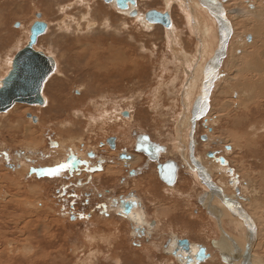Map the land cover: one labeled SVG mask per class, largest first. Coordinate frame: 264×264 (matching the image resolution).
<instances>
[{
  "label": "rangeland",
  "instance_id": "rangeland-1",
  "mask_svg": "<svg viewBox=\"0 0 264 264\" xmlns=\"http://www.w3.org/2000/svg\"><path fill=\"white\" fill-rule=\"evenodd\" d=\"M178 1L138 0L142 13L168 11L177 27L179 37H175L173 27L153 24V28L147 29L105 0H0V81L10 69L11 59L29 43L31 28L39 20L37 14L42 15L41 21L48 28L38 38L36 48L54 56L58 62L57 72L43 89L47 103L16 104L0 113V264H176L163 248L173 235L193 237L197 241L193 244L199 243L214 255L218 253L211 241L218 239L221 231L200 202L211 197L205 195L207 189L188 172L187 156L183 158L173 151L174 143L181 144L176 128L183 121L180 117L186 69L183 56L188 59L186 62L194 61L197 52V41L186 17L187 2ZM216 1L224 8L234 35L242 36L245 41L236 40V36L229 39L224 66L212 87L203 83L210 61L204 65L193 103L208 87L206 103L207 108L210 103L212 108L210 112H205V108V117L195 125V146L191 151L196 157L209 160L217 159L210 158L209 153H220L219 159L226 158L234 174L248 184L251 181L256 188L252 204L246 207L257 220L260 237L255 256L264 264V86L247 85L249 74L245 72L240 77L236 69L229 68L231 58L238 56L244 58L240 60L244 64L237 69L245 67L248 60H253L247 53L256 46H264V0ZM218 43L213 45L215 49H219ZM130 60L136 61L135 68L134 63L129 64ZM193 99L188 102L192 108H186L192 109V115L196 112ZM30 116L37 117L38 123ZM254 122L255 130H249L248 126ZM141 134L166 145L171 152L163 153L159 162L150 163L142 177L128 181L126 162L119 156L124 150L138 154L132 168H143L146 156L135 151ZM111 138L116 139L115 149L106 145ZM72 145L96 154L104 160L107 170L112 168L114 172L104 174L105 169L97 174L102 169L95 172L85 168L69 172L64 164L68 158L88 159L71 148ZM98 158H92L91 163L96 165ZM169 160L182 165L175 194L165 188L156 174V165ZM61 163L63 167L51 174ZM27 164L31 167L25 173L22 167ZM78 178L88 180L91 188L99 192L110 189L114 197L135 192L143 198L150 219H158L162 227L153 229L149 241L142 240L137 246L134 224L118 217L119 214L108 210L110 216L105 217L98 210L94 212L96 207H93L89 211L92 218L86 220L87 208L81 205L84 199L78 202L73 197L67 199L65 194L76 198L73 187ZM142 178L143 181H136ZM218 179L227 181L215 174L214 180L218 182ZM248 191L250 194L251 190ZM214 199L211 201L216 203ZM226 228L237 233L232 231L231 222ZM239 237L238 233L240 240ZM201 264L226 262L216 258Z\"/></svg>",
  "mask_w": 264,
  "mask_h": 264
},
{
  "label": "bare ground",
  "instance_id": "bare-ground-1",
  "mask_svg": "<svg viewBox=\"0 0 264 264\" xmlns=\"http://www.w3.org/2000/svg\"><path fill=\"white\" fill-rule=\"evenodd\" d=\"M184 1L187 2L186 3V13L188 15L186 14V17L190 23L189 27L193 33L192 36L195 37L196 41H197L196 42L197 52L195 53V55L193 57L194 61L192 59V60H189V62H186L188 59L183 56L184 68H186L185 69V85H184L183 94H182L184 108H183V113L180 116V117H182L183 121L181 120L182 123L180 124L179 127L177 126V128H176L177 132H178L177 133L178 141H180L181 144L180 143H174L175 146L173 145L174 146L173 151L175 153L178 152V154L180 156H182L183 158H186V156H187L186 162L188 163V166H189L188 172L191 173L190 175L192 176V178H194L195 182L197 181L201 187L207 189V192L205 193V195H209L212 199H214L215 196L220 198V199L216 198L217 200L214 199L216 201V203H213L211 201L212 200L211 198L210 199L205 198L204 201H202L203 205L207 209L210 216H212V218H214V225L217 226V229H219V232L221 231V234H222L221 236H219L218 239L213 241V246L214 247L216 246L218 249L217 254L216 253H215V255L212 254L210 249L202 246L203 248H206V253L210 254V258L207 259L205 262L213 261V260H216V258H220V259H223V261L226 262V264H263L262 261L258 260L257 257L255 256V248L257 246V243H258V240L260 237L259 233L257 232V227H258L257 220L251 215L250 211L246 207L247 204L252 202V197L254 199L253 189L255 190L256 188L253 187V184L251 181H249V184H248V182L241 180L240 175L234 174L235 170L228 168L230 163H229V161L226 160V158H223L226 161V164H222L219 161L220 160L219 157H216L217 159H212V160H209L207 157L204 158L202 156L196 157L195 152L191 151V150H194V146H195L194 136H193L194 140H192V138L190 137L191 136L190 132H191V127H192V121H193L192 109H191V111L186 109V108L190 109V107L192 106V105L190 106V104H189V106H190L189 107L188 102H190V98L193 99L195 91L198 90L197 88L199 85L197 86V88H196V85L198 84L199 77L202 76V74L204 73L202 71L204 69V65L207 63V60H208V62L210 61L209 62L210 64H207L208 70H206L207 73L205 72L206 78H205V81L203 83L208 87H212L211 85L213 83L216 84L215 82L219 78L218 75L221 72L222 67L224 66L223 63H225L224 57L227 54L228 45H227V49L226 50L224 49L225 50L224 51L223 50V42H224V39L226 38V36L228 34V31H229V34L231 32L230 38L232 36L233 37L236 36V40H241L244 38L242 36H238L237 34L234 35V28H233L232 24L228 23L229 21L227 22V20L224 19L227 16V15L225 16L224 8H222L221 5L216 0H202V2H201V0H180L178 2L183 4ZM110 3L116 9V11L118 10L122 15L127 16L133 20H136L137 22H140L143 26H145V28L151 29L154 27V25H153L154 23L147 21L145 18L147 12L142 13L138 9V6H139L138 0H136V6L130 4L127 9H119L117 7L116 0H113ZM175 3H176V1H175ZM134 11H136L137 14L135 16H132V12H134ZM222 11H224V12H222ZM166 12H168V11H166ZM162 13H165V12H162ZM171 27L174 28V29H172V32L175 35V37L176 36L179 37L177 27L175 26L174 20H172L171 26L167 27V28L169 29ZM255 31H256V29H255ZM260 31L262 32V30H260ZM260 31H258V33ZM30 36H31V34H30ZM248 36L245 35L246 38H248ZM253 37L254 36H252V38ZM218 40H219L220 44L218 43ZM244 41H245V39H244ZM217 43L219 45L218 46L219 49H215L213 47V45L217 46ZM228 44H229V41H228ZM230 44H229V47H230ZM251 48H253V47H251ZM257 49H258V51H257ZM224 52H226L225 56L223 58H221V55ZM247 54L250 58L253 57V60H248L249 62H247L246 66L243 68H239V69H237L238 68L237 66L244 64V63L240 62V60H243L244 58L240 59L239 56L233 57V58L230 57L231 58L230 64H229L230 71H234L236 69V72L238 71L240 77H243L245 75L244 74L245 72L247 74H249L248 76H249L250 81L248 82L247 85H251L250 83H252L253 87H255V88L257 85L264 86V61H262V58H264V46L259 47V48H257V46H256V48L254 47L253 52L247 53ZM197 55H198V59H197ZM49 56H51V55H49ZM51 57L54 58V56H51ZM54 59L56 60V58H54ZM195 60H198V61L195 62ZM13 61H14V59H11V61L9 63L10 69L5 74V76L2 80H4L6 76H8V74L12 68ZM191 61H193V64L191 63ZM111 62L116 64L117 66L121 65V62L119 64L115 63L114 60H111ZM133 63H134V68H135V66L137 64L136 61L130 60L129 64H133ZM57 64H58V62H57ZM225 67H226V65H225ZM107 70H108V68H107ZM123 70H120V72H122ZM56 72H57V70H56ZM212 72H214L212 80L210 79V81H208L209 78H211L210 74ZM58 73H60V72H58ZM60 75H61V73H60ZM243 85H245V83ZM0 87H1V81H0ZM249 87L251 88V86H249ZM230 88H231V86L229 87V89ZM200 89H201V87H200ZM208 89L210 90V88H208ZM208 89H207V91H208ZM207 91H206V93H207ZM242 91H244V90L242 89ZM232 94H234V93H232ZM237 94H238V92H237ZM249 94H250V92H249ZM42 95H43L44 104H45L48 101V97L46 96V94L44 92L42 93ZM189 96H190V98H189ZM191 101H192L191 103H193L194 99ZM193 104H194L193 110L197 112V109H198L199 110L198 113H200V112L203 113L205 108H207V106H208V105L206 106L204 103H203L204 106H201L202 105V93H201L200 98L198 97L196 102H194ZM208 108L206 111L209 110V112H210V108H212L211 103H210ZM196 112H194V113H196ZM205 114H203L204 115L203 117H205ZM208 114H210V113H208ZM208 114L206 115V117L208 116ZM125 116H129V112H125ZM126 118H129V117H126ZM38 121H39V119L37 118V121L35 123H38ZM197 121L195 122V125H196ZM33 122H34V120H33ZM178 122H177V124H178ZM255 124H256V122H254L253 125L250 124V126H248V129L249 130H255V128H256ZM250 128H252V129H250ZM186 130H187V132H186ZM181 131H182V133H181ZM141 135H143V134H141ZM144 135H147V134H144ZM139 136H138V138H139ZM138 138H137V141H138ZM149 138L152 142H154L150 136H149ZM113 140H114L113 141L114 143L112 145H110V147L112 149H115L116 139L113 138ZM259 140H262V139H259ZM137 141H136V144H137ZM192 142H193V145H192ZM62 143H61V145H62ZM108 143H110V142L108 141ZM155 143H157L160 146L165 148V151L159 152L158 155L160 153L170 154L171 151L168 149V147L166 145H164L162 143H158L156 141H155ZM136 144H135V151H136ZM62 148H64V145H62ZM71 148H74V149L78 150V152H81L80 155H84V154L87 155L86 150H84V149L80 151L79 148L77 146H74V145H72ZM138 153L144 154L142 152H138ZM131 155H132L133 159L131 160V162L129 164H130V166L134 167V162L138 160V157L140 155L135 154V153L134 154L132 153ZM144 155H146V154H144ZM161 155H159L158 158H156V160L152 159L151 157H149L147 155L146 156L150 158L149 160L151 162L157 163V162H159ZM208 156L210 158H215L216 153L212 152V156L209 153ZM206 160H207V162H206ZM169 161L175 162L174 160H169ZM166 162H168V161H166ZM161 164H164V163H158L157 170H158V166ZM176 164H178V163H176ZM27 165H25V166L23 165V167H22L25 173H28L29 172L28 169L31 167V165H28V166ZM181 166L182 165H180V166L178 165V167H177L178 169L176 172V180H177V176L179 175V173H178L179 168H181ZM100 167H101V169L103 168L102 171L106 169L105 172L103 171L104 174L114 172L112 170V168L107 170L105 164L100 165ZM229 169H230V171H228ZM214 171H217V172L214 173ZM232 172H233V174H232L231 180H229L228 178H230V176H231L230 173H232ZM101 173L102 172L97 173V174H101ZM215 174H218V175H221L222 177L227 178V181L225 182V181H222V179H220V180L218 179L219 181L216 182V180H214ZM236 175H238V178L235 177ZM239 176H240V178H239ZM101 177H104V176L101 175ZM176 180H175V182H176ZM238 182H239V185H238ZM164 183H166V182H164ZM170 186L174 187L172 185H170ZM214 186L215 187L217 186L216 188L218 190L216 188H214ZM249 189L251 190L250 191L251 193L247 194L249 192L248 191ZM230 190H232L233 193H232V191L230 192ZM246 191H248V192L246 193ZM204 192L202 194H204ZM120 198H117V199H120ZM122 198L124 199V197H122ZM125 198H127V201H125V200L120 201L119 200L117 202V204H118L117 207H113V209L109 208L108 209L109 212L110 213L115 212L116 214L123 216L122 218L127 219L130 222H132L134 224V226H133V235L134 236L136 235L135 232H138L137 235L139 236V231H140V229H142V230L147 231V232L144 231V233H143L144 237H146V238L150 237L152 235V230L154 228H153L152 224L147 221L146 214L143 211L144 207L142 208L141 202L139 201V199L135 195L126 196ZM122 201H123V203L131 202L130 204H133L132 209L129 213H124L122 211V209L120 207ZM225 215L228 217H225ZM218 217H220V218H218ZM224 217L227 218L226 221L228 223H225ZM229 222H231V225L233 228L232 231L237 232V233H235V234L232 232L230 233L229 229L226 228V225L228 227ZM251 229L255 233L254 238H253L254 233L253 234L251 233ZM238 233L240 235V237H239L240 240L237 239ZM145 234L147 236H145ZM180 239L181 238L177 237V235H173L172 239H171V243L169 244V246L167 248H165L166 253H169V254L172 253L177 246V241ZM252 241H253V245H252ZM190 244H191L192 253L197 254L201 245L193 244L191 242H190ZM225 245H228V246H227V248L224 249ZM251 245H252V247H251ZM219 252L221 255L219 254ZM178 254H182L183 256H186V254L182 251L178 252ZM217 255H218V257H216ZM174 261L179 263V264H185L184 260L183 261H179V260L177 261V259H174ZM205 262H203V263H205ZM193 264H197V262L194 261Z\"/></svg>",
  "mask_w": 264,
  "mask_h": 264
},
{
  "label": "water",
  "instance_id": "water-1",
  "mask_svg": "<svg viewBox=\"0 0 264 264\" xmlns=\"http://www.w3.org/2000/svg\"><path fill=\"white\" fill-rule=\"evenodd\" d=\"M112 1L113 0H105V2L107 3H110ZM116 4L119 9H127L130 4L136 6V0H116ZM136 14H137L136 11L132 12V16H135ZM41 16H42L41 14L36 15V17L39 20L34 22L31 28V36L28 45L26 46V48H24L15 56L12 64V68L8 76H6L4 80H1V87H0L1 113L7 112L15 104H27L30 106H37V105L42 106L44 104V98L42 95L43 89L49 78L56 72L57 64H56V60L53 57L47 55L41 50L36 49L38 38L43 34H45L47 31V24L46 22L41 21ZM145 18L149 22H152L154 24H161L164 27H170L172 24V19L168 12L162 13L160 11L151 10L146 13ZM224 19L227 20L228 22L227 18ZM16 26L19 27V24H17ZM230 35L231 32L229 34L228 31V34L223 42V50L227 49ZM248 40L251 41V38H249ZM225 53L226 52L222 53L221 58L225 56ZM204 81H205V77H204ZM207 89L208 88L206 87V89L202 90L201 106H204V104L207 106L206 103ZM198 112L199 110L197 109V112L193 114L191 136H190L192 140H194L193 133L195 130V122L203 118L204 116L203 114H205L206 110L203 113L201 112L198 113ZM33 120L34 122H36L37 118L34 117ZM136 151L142 152L147 156L151 157L152 159L156 160L155 155H158L159 152L165 151V148L155 142H152L148 135H140L136 144ZM219 161L222 164H226V161L223 158H220ZM177 167L178 164H176L173 161H168L165 164L159 165L158 174L161 180L166 182L168 185H174L176 180V172L178 169ZM216 187L214 186V188ZM132 205L133 204L123 203L122 201L120 207L124 213H129L132 209ZM251 233L252 234L254 233L252 229H251ZM254 237H255V233L253 235V238ZM252 245H253V241H252ZM180 250L184 252L186 256H183L182 254L178 255V252H180ZM174 254L175 256H178L181 261L184 260L186 264H193L194 261L197 262V264H200L210 258V254L206 253V248H203L202 246H200V249L197 252V254H193L191 249V244L188 240H178L177 250Z\"/></svg>",
  "mask_w": 264,
  "mask_h": 264
},
{
  "label": "flooded vegetation",
  "instance_id": "flooded-vegetation-1",
  "mask_svg": "<svg viewBox=\"0 0 264 264\" xmlns=\"http://www.w3.org/2000/svg\"><path fill=\"white\" fill-rule=\"evenodd\" d=\"M31 117V116H30ZM29 117V118H30ZM34 117L32 116V119H33ZM35 118H37V117H35ZM144 135V134H143ZM108 141L110 142V143H114L113 141H112V138L110 139V140H107L106 141V145L108 144L109 146L111 145L110 143H108ZM155 142V141H154ZM104 144V143H103ZM102 146H104V145H102ZM108 146V147H109ZM86 158H88L87 160H84V159H79V158H68V160L64 163V164H66L67 165V167H69V169H70V171L69 172H72L73 173V171H74V169L75 168H78V171H80L79 169L80 168H85V169H87V170H89L90 171V169L92 170V169H95V172L96 171H98V170H100L101 169V167H100V165H103V164H105L104 163V160L103 159H100V158H98V157H96V154H94V153H90V152H86ZM162 153H160L159 155H161ZM144 155V154H143ZM159 155H155L156 156V158H158V156ZM210 155H212V153H210ZM144 156H146V155H144ZM162 156V155H161ZM160 156V157H161ZM221 156V154L220 153H216V157H220ZM4 157V156H3ZM120 159H122V161H124V162H127L126 163V165H127V169H128V174H129V180L128 181H130V180H134V179H137V177H140V176H142V173H143V169L145 168H149V164L150 163H152L149 159V157H147L146 156V159H147V162H145L146 164H144V166H142L143 168H141V167H138V169H135V168H132V166H130V162H131V160L133 159L132 158V155L129 153V152H127L126 150H124V151H122L121 152V154H120ZM92 158H98L97 160V164L96 165H93L92 163H91V159ZM160 159H162V158H160ZM126 160V161H125ZM9 161V160H8ZM166 162H164V164H165ZM63 163H61V164H59L60 166L58 167H56V169H54V171L51 173V174H54V173H56V172H58V170H60V168L61 167H63V166H61V165H64ZM155 164V163H154ZM145 165H147L148 167H146ZM91 167V168H90ZM97 167V168H96ZM130 169V170H129ZM32 172L34 173V169H32ZM82 172V171H81ZM83 173V172H82ZM83 178V177H82ZM89 184L90 182H88V180H81V178H78V180H77V185L75 186V187H73V192H74V190H76L77 192H76V194H75V196H76V198L73 196V195H68L67 196V193H65L66 194V198L67 199H69V197H73L75 200H77L78 202H79V200H81V199H84V201H81V205L82 206H84L85 208H87V212H88V214L87 215H85L86 217H84V218H86V220H90L91 218H92V216H93V214H91V213H89V211L91 210V211H93V207H96V209L94 210V212H96V210H98V212L100 213V214H103V215H108L109 214V212L108 211H103V208L105 207V206H107V203L109 202L110 203V205L108 206V208H107V210L109 209V208H111V209H113V207H117V202L120 200H125V201H127V198H125L126 196H123L124 194H120L121 196H123L124 197V199L122 198V199H117L118 197H114V196H111L110 195V193L112 192L110 189H107V190H104V192H99L98 190H95V189H93V188H91V186H90V184H89V186L88 187H86L85 188V184ZM177 184V183H176ZM175 184V185H176ZM89 188V189H88ZM84 189V190H83ZM109 190H110V192H109ZM97 191V192H96ZM105 191H108V192H105ZM111 194H113V193H111ZM128 194H130V191H129V193ZM136 194V193H135ZM110 197H112V198H110ZM94 198H96V200H95V202H92V199H94ZM79 199V200H78ZM129 204L131 203V202H128ZM135 206V205H134ZM79 211V210H78ZM78 214L80 215L81 213H79L78 212ZM108 216H110V215H108ZM89 217V218H88ZM118 217H123V216H120V215H118ZM74 218H75V220L76 219H78V216H74ZM151 224L152 225H156V221H154L153 219L151 220ZM144 231L145 232H147L146 230H142V229H140V231H139V236H137L136 238H138L136 241L137 242H135V244L137 245V246H140V241H142V240H144V241H146V240H148L149 241V239L150 238H146V237H144ZM146 235V234H145ZM143 236V237H142ZM171 239H172V237H170L168 240H167V242L164 244V246H163V248H167L168 246H169V244L171 243ZM180 240H186V238H183V239H180ZM176 250H177V246H176V248L174 249V251L172 252V253H165L166 255H169L170 257H172V258H174V259H177V261L179 260V261H181L180 260V258H178L177 256H175V252H176ZM181 251V250H180ZM174 254V255H173ZM179 255V254H178ZM176 264H178L177 262H176ZM186 264V263H185Z\"/></svg>",
  "mask_w": 264,
  "mask_h": 264
},
{
  "label": "crops",
  "instance_id": "crops-1",
  "mask_svg": "<svg viewBox=\"0 0 264 264\" xmlns=\"http://www.w3.org/2000/svg\"><path fill=\"white\" fill-rule=\"evenodd\" d=\"M158 165V164H157ZM157 165H156V174H157V177H158V179L161 181V182H163L161 179H160V177H159V175H158V170H157ZM181 168H182V166H181ZM103 169V168H102ZM145 169V168H144ZM144 169L142 170L143 172H145L144 171ZM146 169H148V168H146ZM95 170V169H94ZM233 170V169H232ZM230 171V170H229ZM100 172H103V171H100ZM99 172V173H100ZM149 172V171H148ZM147 172V173H148ZM180 168H179V171H178V173H179V175H180ZM230 174H233V172L232 173H230ZM142 175H143V173H142ZM177 176V180H176V182H175V184L178 182V180H180V176ZM142 177V176H141ZM192 177V176H191ZM145 178V177H144ZM144 178H142V179H138V180H136V181H143L144 180ZM204 183V182H203ZM213 183V182H212ZM138 184H139V182H138ZM163 184H165V188H170L171 190H172V194H175L177 191L174 189V187H171L170 185H167L166 183H164L163 182ZM175 184L174 185H172V186H175ZM205 185V184H204ZM141 186V185H140ZM141 187H143V186H141ZM171 190H168V189H166V191H168V192H170ZM131 195H135L138 199H139V201L141 202V205H142V208H143V211H144V213L146 214V217H147V221L148 222H150L151 223V219H150V216H149V213H148V211L146 210V204L144 203V200H143V198L142 197H140L138 194H135V192H132V193H130L129 195H127V196H131ZM123 196H125V195H123ZM123 196H121V198L123 197ZM118 198H120V197H118ZM120 198V199H121ZM200 202L202 203V205H203V202L200 200ZM147 203V202H146ZM150 204V203H149ZM145 205V206H144ZM204 206V205H203ZM205 207V206H204ZM111 209V208H110ZM108 211V210H107ZM147 212V213H146ZM108 215H110V213L108 214ZM108 215H104L105 217H109ZM153 226V228L154 229H158V228H160V227H162V225H161V223L159 224V222H158V219H156V225L154 226V225H152ZM213 226V225H212ZM211 226V227H212ZM213 229L215 228L214 226L212 227ZM196 234V233H195ZM197 235V234H196ZM197 237H198V235H197ZM186 238V240H188L189 242H191V243H193V241H194V239H192V238H189V237H185ZM181 239H183V238H181ZM197 240V239H196ZM199 241V240H198ZM213 241L214 240H212L211 242L213 243ZM194 242H197V241H194ZM197 245H200L199 243H197ZM226 246H228V245H226ZM224 249H225V247H224ZM216 251H217V249H216ZM220 254V253H219ZM221 255V254H220ZM223 260V259H222Z\"/></svg>",
  "mask_w": 264,
  "mask_h": 264
}]
</instances>
